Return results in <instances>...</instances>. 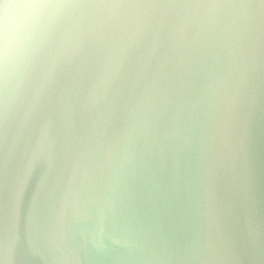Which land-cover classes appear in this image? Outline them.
I'll list each match as a JSON object with an SVG mask.
<instances>
[{"label": "water", "instance_id": "obj_1", "mask_svg": "<svg viewBox=\"0 0 264 264\" xmlns=\"http://www.w3.org/2000/svg\"><path fill=\"white\" fill-rule=\"evenodd\" d=\"M194 3L201 0H180ZM264 5V0H231ZM219 27L198 38L168 31L149 33L129 56L126 76L133 80L147 63L144 80L126 99L135 100L148 83L156 85L152 133L132 138L128 158L108 165L104 145L125 129L114 117L97 141L87 114L76 120L81 137L89 133V163L98 170L97 194L69 203L62 213L61 191L74 161L63 142L51 161L40 159L13 201L0 170V233L17 223L15 264H52L57 244L79 264H146L143 257L167 252L172 264L194 248L228 251L226 264H264V20L259 21L254 62L230 115L214 105L209 89L229 67L231 54ZM51 191L53 197L46 198ZM211 202V213L209 212Z\"/></svg>", "mask_w": 264, "mask_h": 264}, {"label": "clouds", "instance_id": "obj_2", "mask_svg": "<svg viewBox=\"0 0 264 264\" xmlns=\"http://www.w3.org/2000/svg\"><path fill=\"white\" fill-rule=\"evenodd\" d=\"M226 23L221 37L231 59L218 74L209 96L225 114L238 103L254 62V44L264 5L231 0H0V170L7 181L15 161L16 175L9 186L15 202L40 159L51 161L63 142L74 161L68 186L61 191L62 213L84 195L97 194L99 172L90 163L89 133L76 132V120L87 114L91 136L97 141L112 119L123 117L125 129L104 145L109 166L128 158L135 135H151L156 85L148 83L135 100L126 99L144 80L147 63L133 80L126 76L130 54L146 35L168 31L182 39L194 27L197 37ZM51 191L46 198L53 197ZM211 213V202H209ZM18 240L15 215L0 233V264H15ZM52 264H79L59 244L50 251ZM146 264H172L171 254H148ZM181 259L188 264H226L233 257L214 247L194 248Z\"/></svg>", "mask_w": 264, "mask_h": 264}]
</instances>
